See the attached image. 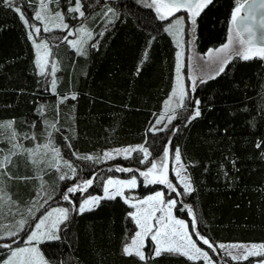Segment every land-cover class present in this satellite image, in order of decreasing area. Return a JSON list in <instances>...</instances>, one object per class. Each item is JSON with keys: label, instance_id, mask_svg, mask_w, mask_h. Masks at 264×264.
Here are the masks:
<instances>
[{"label": "trees", "instance_id": "trees-1", "mask_svg": "<svg viewBox=\"0 0 264 264\" xmlns=\"http://www.w3.org/2000/svg\"><path fill=\"white\" fill-rule=\"evenodd\" d=\"M46 1V14L59 11L66 22H76L73 26L79 23L77 14L68 12L75 0ZM140 1L81 0L85 13L81 21L94 38L85 37L83 55L63 38L52 42L58 64L53 93L38 72L28 35L30 28L15 11L16 5L8 7L0 0V124L14 122L13 129L23 149L41 144L50 131L62 155L74 167L82 168L79 174L84 179L98 173L93 167L96 162L77 159L74 152L95 156L104 150L143 144L153 158L167 145L170 150L179 149L193 191L184 194L177 187L180 195L176 196L175 215L187 220L195 239L210 251L216 264H253L256 258L241 262L220 258L196 233L207 238L214 248L218 243L264 244V60L244 61L231 55L223 73L196 81L186 110L170 127L152 131L150 126L174 85L177 48L165 30L166 21L159 20ZM20 2L30 24L39 9L38 2ZM235 3L236 0H213L195 18L192 43L196 53L203 55L227 43ZM109 8L113 11L108 12ZM101 32L102 37L98 35ZM92 44L97 46L93 48ZM72 94L74 100L60 102ZM195 100L200 102L201 114L188 122ZM50 124H56L60 131ZM13 142L0 130V158L9 153ZM140 159L141 156L115 158L111 164L139 166ZM12 160L8 175H4L6 191L23 204V195L27 192L32 196L34 188H30L31 179L18 177L30 178L33 174L25 155L18 154ZM22 161L24 166L20 165ZM107 171V176L115 173ZM46 179L54 183L55 195L66 191L71 182L67 178L59 180L55 172ZM173 183L176 185L175 180ZM95 185L87 192L101 194V182ZM160 189L175 198L162 184H144L141 180L133 192L141 197ZM70 195L78 205L80 196ZM185 206L192 209V215ZM131 209L117 196L102 199L91 211L72 213L60 227V239L39 245L43 256L51 264H205L201 259L189 260L170 253L151 258L147 252L145 261L125 255L122 245L135 228L129 215ZM4 244L11 247H0V263L18 245L0 241V245Z\"/></svg>", "mask_w": 264, "mask_h": 264}, {"label": "snow or ice", "instance_id": "snow-or-ice-1", "mask_svg": "<svg viewBox=\"0 0 264 264\" xmlns=\"http://www.w3.org/2000/svg\"><path fill=\"white\" fill-rule=\"evenodd\" d=\"M14 0H3V3L11 7L13 5ZM213 0H152L149 7H154L156 13L158 14L161 20L169 19L173 17L177 12L184 11L187 13V17H177L174 23H171L168 28L165 30L168 31L171 35L180 37L183 32V24L185 19H187L192 26L196 24V17L200 15V13L212 4ZM247 6L246 15H241V12L245 10ZM47 4L40 0V8L41 11H36L34 15V19L41 21L44 23V31L49 32L55 29L67 30L68 25L64 23V15L63 13L57 11L54 16H51L52 19L57 20L52 27H49L48 23L45 21L44 13H47ZM83 5L81 0H75L74 7H69L68 12L78 13L80 18L85 16L84 11H82ZM264 9V0H236L235 6L231 12V27L229 28L227 43L223 44L220 48L215 50H209L208 57L209 59H213L215 57L216 61L219 63V68L215 72V76L220 75L224 72L225 66L232 58L229 53L234 54L236 57L248 61L252 59H261L264 60V34L259 37L260 43H257L258 37L256 32V27L260 29H264V14L260 16L257 20L256 12L258 10ZM15 11L20 14V19L24 23L25 27L35 28L36 33L40 32L39 28H36L35 25H30L29 20L26 18L25 14L22 12L20 7H16ZM111 8L108 9V12H112ZM107 15V13H105ZM115 15V13H113ZM111 23V20H109ZM78 32L82 33V37L79 40L69 41L68 36L64 37V40L67 41L74 49L77 50L81 55L84 54L83 46L85 44V37L88 40L93 39V33L88 31L85 28L77 29ZM75 33L72 31H68V35H74ZM246 34V37H245ZM29 38L31 39L32 33H28ZM99 36H103V32L98 34ZM34 46L36 48V65L40 70V75L45 74L46 65L48 64V57L50 55V49L46 42H41L40 44H36L33 41ZM98 43V42H97ZM177 44L179 46V39L177 40ZM97 45L92 44V47L95 48ZM225 54V57H221L220 54ZM182 53H177V87L173 89L171 96L167 101H165V105L169 111L173 114L168 116V121L171 123L173 119H175V109L171 107L172 103L176 104V107H184L185 100V90L183 84L181 83L180 77V57ZM147 58V53H145V59ZM143 63V61H142ZM57 71V67L55 63L51 66V72L54 75ZM139 72V68L137 69ZM215 76H210L209 79H214ZM51 89L53 93H55L56 89V80L53 79L51 82ZM75 99V94L69 96H64L61 98V103L67 99ZM196 107L194 108L192 114L190 115L188 122L196 119L200 116L199 110V100H195L193 102ZM163 119V117H161ZM160 121L158 120L157 123ZM14 122H7V124H0V130H3L4 134H6L9 138V142L16 140L17 133L13 129ZM51 128L55 129L57 132L60 131L59 128L56 127V124H50ZM163 131V129H160ZM51 136V133H48ZM27 138V137H25ZM35 139V137H32ZM260 145L258 144L257 147ZM12 147L17 149L18 151L9 150V153L2 158H0V177L4 175H8L7 169L8 166L13 164L12 157L16 155H25L26 159L34 166L39 169L41 164L47 165L48 167L54 168L57 172L60 171L61 161L63 160L61 156L60 149L55 147L50 140L48 144L37 145L32 149H23L19 144H13ZM69 148L72 147L71 144L68 145ZM51 150L53 155L51 159H45L49 155L48 150ZM2 151V150H0ZM117 155L124 153L125 158H128L132 152L139 151L143 153V157L139 160V163H145L148 161V157L150 153L148 149L144 148L142 145L135 148H125V149H115L114 150ZM73 155L77 156V159L93 161L102 160L112 158V152H105L102 157H93L91 155H77L75 152ZM164 160L166 161L169 157V149H164ZM175 161L177 164L181 162V155L179 149L175 150ZM63 166L70 170L71 176L68 173H64L59 175V180L63 181L66 178L72 179L76 176V168L67 160H63ZM161 171L159 174L157 173L158 165L155 162L151 163V167L147 169V171L140 172V175L143 176L148 183H160L166 184L172 192H176V188L172 185L168 180L167 176V164H161ZM111 171V169H109ZM117 171H131V169L126 168H117ZM176 175L180 177V184L183 185L184 194H190L193 191L192 185L189 179L185 176L181 175L180 171L176 172ZM10 179L13 177H9ZM18 179H30L29 177H18ZM41 180V188H43L44 181L42 177ZM93 184V179L88 178L82 181V183L76 184L74 186L68 187L66 192L63 194L64 200H69V194H74L77 191H84L89 186ZM137 184V180L135 178L129 180H114L112 178H108L106 184L104 185L103 191L104 196H93L91 198L85 199L78 207V213L83 214L85 211H91L93 207L97 206L102 199H115L117 196L123 197L124 188L135 187ZM0 201L7 203L11 200L10 197L7 196V193L4 192L3 187H0ZM39 195V193H37ZM180 195V193H177ZM126 199V198H125ZM47 201H45L46 203ZM127 202V200H126ZM14 203V202H13ZM177 201L174 199H170L167 202L163 199V194L160 192L155 193V195L148 196L146 199L139 202V206L137 204H133L132 207L136 208V212L129 213V215L133 218L136 225L139 228V231H136L134 237L131 239L130 243H126L123 246V253L127 256H136L140 261H145V253L142 250L144 245L145 237L150 236L151 240L154 243L152 248V252L150 253L151 258L159 257L162 253H170L183 255L187 257L189 260H198L203 258L208 264H211V258L208 253L202 251L200 247L197 246L196 242L193 241L192 236L188 232V226L185 224L183 220L176 219L172 215V209L176 206ZM187 207L189 215H192V209ZM31 212V209H29ZM163 213L159 218H156V213ZM2 214V213H0ZM69 210L66 208H53L51 211H48L46 215H43L39 222L35 224L34 230H32L28 236L27 240L31 244L32 242H36L37 244L45 241V240H58L60 239L59 225L64 221L68 220ZM153 220H155L156 227L153 224ZM20 230H24V226L27 223L26 220H20L19 222ZM196 222L193 218L192 227L195 229ZM7 236H16L18 235L15 231H9L6 234ZM197 237L204 245H207L208 248L213 249V244L205 238L201 236L199 233H196ZM0 247L10 248L11 245L4 244L0 245ZM220 248H225V245H219ZM233 250L243 249V252H237V254H233L232 251L228 252L230 258L234 261L247 260L250 256H264V244L261 245H228L227 246ZM5 264H48L45 260L44 256L39 251L38 247H29V248H17L12 250L10 258L5 262ZM259 264H264V260L260 261Z\"/></svg>", "mask_w": 264, "mask_h": 264}, {"label": "rangeland", "instance_id": "rangeland-1", "mask_svg": "<svg viewBox=\"0 0 264 264\" xmlns=\"http://www.w3.org/2000/svg\"><path fill=\"white\" fill-rule=\"evenodd\" d=\"M36 2H38V11H41L40 8V0H36ZM44 3L47 4L48 1L43 0ZM152 0H141L140 3H144V5L148 8H150V10L152 12H154V14L156 13L155 8L154 7H149V5L151 4ZM20 0H14L13 5H16V7H20ZM75 4V2H74ZM74 4L71 5L70 7H74ZM37 5V4H36ZM48 9V8H47ZM77 14V18L79 19V23L75 26H73V24H75L76 22H66V20L64 19V23H66L69 27L67 30H60V29H55L49 32H45L44 31V23H42L41 21L38 20H33V22L30 23V25H35L36 28L40 29V32L37 34L35 31V28L29 27L30 28V32L32 33V43L33 41H35L36 44H40L41 42H46L49 46L50 49V55L48 57V64L46 65V69H45V74L42 75L45 77L46 82L49 83L50 88H51V82L53 79H55L54 75L51 72V66L53 63H55L56 67H57V61L53 55V49H52V42L53 44L56 43L58 40H60L61 38L64 39V37L67 35L68 36V40L69 41H73V40H79L82 37V33L78 32L77 29L79 28H85L84 23L81 21L82 18L79 17V14ZM35 15V14H34ZM45 15V21L48 23L49 27H52L55 23H57L58 21L55 19H52L51 16H54V13L51 14H46ZM156 17L159 18L158 14H155ZM46 16H50V17H46ZM177 17H187V13H182L181 12H177L173 17H170L166 22V27L168 28L169 25L171 23L175 22V19ZM34 18V16H33ZM77 20V19H76ZM41 22V23H40ZM81 22V23H80ZM72 24V26H71ZM88 30V29H87ZM68 31H72L75 34L74 35H68ZM89 31V30H88ZM91 32V31H90ZM192 38H193V26L190 24V22L185 19V22L183 24V32L181 34L180 37H176L172 35V40L173 42H175L176 44V55H175V68L174 71L176 69L175 72V76H174V85L173 88L171 89V92L169 94V96L167 97V99L165 101H167L169 99V97L172 94V91L174 88L177 87V53L180 52L182 53L181 57H180V77H181V83L183 84L184 90H185V100H184V107L180 108V107H176V104L173 102L171 107L175 109V117H177L179 114H181L183 111L186 110V107L189 104V98H190V89H192V87L194 86V84L196 83V81L200 80L201 78L203 79L205 76L207 75H212L214 74L218 68L219 65L216 66V59L215 57L213 59H209L208 57V53L206 54H198L194 51V45L192 43ZM85 39V38H84ZM179 39V46L177 44V40ZM86 41V40H85ZM67 42V41H66ZM68 43V42H67ZM69 44V43H68ZM86 44V42H85ZM84 44V46H85ZM70 45V44H69ZM34 46V43H33ZM71 46V45H70ZM83 46V47H84ZM34 50H35V62H36V48L34 46ZM76 50V49H75ZM77 51V50H76ZM228 55H233L232 53H229ZM221 57H225V54L222 53ZM215 65V66H214ZM37 66V65H36ZM38 72L40 74V70L37 67ZM52 90V89H51ZM165 101L163 103V107L161 112L155 117L154 121L152 122L151 126H150V130L152 131H161L160 129H167L168 127H170V125L172 124V120L171 123H169L168 121V116L172 115L173 113L171 111L168 110V108L165 105ZM194 106H196L194 104ZM195 108V107H194ZM193 108V110H194ZM192 110V112H193ZM191 112V114H192ZM161 117H163V119H161ZM160 121L159 123H157V121ZM7 122L10 121H5L1 124H7ZM48 133H51L50 131H47L46 136L44 138V141L41 144L38 145H44V144H48L49 141H52V144L55 147H58V145L55 143V141H53L52 136H49ZM13 144H19L21 145L20 141H18V138H16V140H14L13 143H11V148L10 150L12 151H18L17 149H14L12 147ZM143 146L144 148H146L143 144L140 145H135V146H123V147H116L113 149H108V150H104L103 152L93 156L95 157H102L103 154L105 152H112L113 156L112 158H108V159H102V160H93L96 163H94L95 167V171H97V174H93L90 178L93 179V184L95 185L96 181H100L102 184V192L101 194L97 195V194H93V193H89L87 192V189L90 187H88L86 190L84 191H77L74 194H78L80 197H78V205H75L72 199V196L69 194L70 199L69 200H64L63 199V194L66 192L64 191L63 193H61L60 195H55L54 194V188H53V184L50 181H48L46 179V176H48L50 173L55 172L57 178L59 177V175L64 174V173H68L69 176H71V172L69 169L65 168L63 166V160H67L71 163V161L69 159H67L66 157H64L61 153V156L63 158V160L61 161V166H60V171L57 172L54 168L48 167L47 165L41 164L39 166V169L32 165L28 160L25 161L29 166L30 169L32 170V176L30 177V179L32 180L31 182V187L30 188H34V194L32 196H29L27 194V192L23 195L25 197V203L20 204L18 201L13 200L11 198V195L8 193V191H6V179L4 176L0 177V187H3L4 192L7 193V196L11 198L10 201H8L7 203H4L3 201H0V241L2 242H11V243H18L17 247H15L13 250L17 249V248H29V247H38L39 251L41 252V247L39 246L41 243L37 244L35 241L32 242L31 244L28 242L27 240V236L28 234L34 230V226L36 223L39 222V219L43 216L46 215L48 211H51L53 208H66L69 210V217L71 216L72 213L74 212H78V207L79 205L88 198H91L93 196H104V185L106 184V181L108 178H112L114 180H129L132 178H135L137 180V184L135 187H131V188H124L122 189L123 191V199L124 201L127 200V203L131 206V212L130 213H134L136 212V208L132 207L133 204H137L139 206V202L146 199L148 196H152L155 195V193L160 192L163 194V199L165 200V202H167L170 199H174L177 201V197L179 195H177V193H180L179 189L177 187L180 188V190H182V193H184L183 190V185L180 184V177H178L176 175L177 171L181 172L182 176H185L189 179V175H188V171H187V167L185 165V163L182 161L180 164H177L175 161V150H170L168 145L165 148L169 149V157L168 159L165 161L164 160V149L163 152L160 155L154 156L153 158H151V154L148 157V161L145 163H139V166H132V167H121V166H115L113 164H111L113 162V160L115 158H125V154L121 153L119 155L116 154V152L114 151L115 149H125V148H135L138 146ZM22 146V145H21ZM37 146V144L35 146H33L32 148H35ZM32 148H27V149H32ZM59 148V147H58ZM26 149V148H25ZM147 149V148H146ZM49 155L47 157H45V159H51V156L53 155V153H51V150H48ZM149 152V150H148ZM150 153V152H149ZM6 155V154H5ZM3 155V156H5ZM2 156V157H3ZM92 156V155H91ZM139 157L141 156V158L143 157V153H140L139 151L136 152H132L131 155L127 158V159H132L134 157ZM1 157V158H2ZM13 158V157H12ZM155 162L158 165L157 168V173L159 174V172L161 171V164L162 163H166L167 164V176H168V180L169 182L172 183V185L176 188V192H173L175 194V198L174 197H169L166 195V193L163 192L162 189L157 190L155 192L152 193H148L145 194L141 197H137L135 195V193L133 192L134 190H136V188L138 187V183L141 180L144 184H148L147 180L140 175V172L142 171H147L148 168L151 167V163ZM21 163V162H20ZM24 161H22V163L20 164L21 166H24ZM72 165H74L73 163H71ZM14 165L15 162H14ZM113 166V167H112ZM83 167V166H82ZM76 168V176L71 180V182H69V187L74 186L76 184L82 183L83 180H85L79 173H81V169L82 168ZM84 168V167H83ZM117 168H126V169H131V171H117ZM111 169V171H115L114 175L112 174V176H107L106 172H108L107 170ZM104 170V171H103ZM40 177H42L43 181L45 182L43 185V188H41V180ZM97 178V179H95ZM59 179V178H58ZM68 179V178H67ZM173 180H175L176 185L173 183ZM191 183V182H190ZM92 184V185H93ZM169 192L171 189L168 188V186L166 184H162ZM192 185V184H191ZM97 186V184L95 185ZM37 193H39V195H37ZM2 195V194H0ZM177 196V197H176ZM121 197V196H120ZM126 198V199H125ZM45 201H47L45 203ZM14 202V203H13ZM94 208V207H93ZM29 209H31V212H29ZM161 215H163V213L157 212L156 213V218H159ZM172 215L173 217H175L176 219L179 220H183L185 222V224L188 226V232L189 234L192 236L193 241L196 242L197 246L200 247L202 249V251H205L208 253L209 257L211 258V264H216L213 260V258L211 257V253L209 250L203 248L195 239L190 226L187 222V220L185 219H181L179 217H177L174 213V208L172 209ZM68 217V219H69ZM131 217V216H130ZM132 218V217H131ZM20 220H26L27 223L24 226V230L21 231L20 230V226H19V221ZM67 221V220H66ZM64 221V222H66ZM132 221L134 222L135 228L134 231L132 232V234H130L126 240L124 241L123 245H122V249L123 246L126 243H130L131 239L134 237V234L136 231H139L138 226L136 225L135 221L132 218ZM63 222V223H64ZM153 224L156 227H159V225H156L155 220L152 221ZM61 223L59 225V230L61 225L63 224ZM9 231H15L18 233V235L16 236H7V232ZM59 234V232H58ZM48 241V240H45ZM44 242V241H43ZM154 243L150 236L145 237L144 239V245L142 250L145 253V256L147 254V252H152V248L154 246ZM225 245V248H220L219 245ZM252 245V244H256V245H261L260 243H237V242H233V243H218L217 244V248H215V251H213V254H217L220 258L223 257H228L229 259L230 256L228 255L229 251H232L233 254H237V252H243V249L240 250H233L228 248V245ZM12 252V251H11ZM123 252V251H122ZM42 254V252H41ZM43 255V254H42ZM177 255V254H175ZM10 255L0 264H5V262L10 258ZM251 258H256V262H254L253 264H259L260 261L264 260V256H250ZM249 257V258H250ZM45 258V257H44ZM248 258V259H249ZM247 259V260H248ZM46 260V258H45ZM201 260L204 261L205 264H208V262H206L203 258H201ZM232 260V259H231ZM47 261V260H46ZM234 261V260H232ZM244 260H240V261H235V262H241ZM48 264H51L49 261H47Z\"/></svg>", "mask_w": 264, "mask_h": 264}, {"label": "water", "instance_id": "water-1", "mask_svg": "<svg viewBox=\"0 0 264 264\" xmlns=\"http://www.w3.org/2000/svg\"><path fill=\"white\" fill-rule=\"evenodd\" d=\"M258 2V0H257ZM247 13V6L245 7V10L241 12V15H246ZM264 14V9H261V10H258L256 12V17H257V20L260 18V16ZM256 32H257V37H258V40H259V37L264 34V29H260L259 27H256ZM245 37H246V34H245Z\"/></svg>", "mask_w": 264, "mask_h": 264}, {"label": "crops", "instance_id": "crops-1", "mask_svg": "<svg viewBox=\"0 0 264 264\" xmlns=\"http://www.w3.org/2000/svg\"><path fill=\"white\" fill-rule=\"evenodd\" d=\"M156 14V13H155ZM159 20H161V19H159ZM168 19H165L164 21H167ZM167 23V22H166ZM165 23V24H166ZM177 66V65H176ZM175 68V67H174ZM174 72H176V69H175V71ZM174 76H175V73H174Z\"/></svg>", "mask_w": 264, "mask_h": 264}, {"label": "flooded vegetation", "instance_id": "flooded-vegetation-1", "mask_svg": "<svg viewBox=\"0 0 264 264\" xmlns=\"http://www.w3.org/2000/svg\"><path fill=\"white\" fill-rule=\"evenodd\" d=\"M181 12V14L182 13H186V12H184V11H180ZM261 41L260 40H257V43H260Z\"/></svg>", "mask_w": 264, "mask_h": 264}]
</instances>
